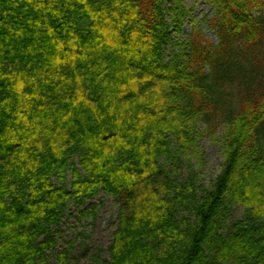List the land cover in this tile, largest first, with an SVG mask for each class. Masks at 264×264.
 <instances>
[{"label": "trees", "instance_id": "16d2710c", "mask_svg": "<svg viewBox=\"0 0 264 264\" xmlns=\"http://www.w3.org/2000/svg\"><path fill=\"white\" fill-rule=\"evenodd\" d=\"M186 1L0 0V264H47L100 192L120 205L104 264H264V0H204L217 45L174 39ZM207 137L211 189L165 170Z\"/></svg>", "mask_w": 264, "mask_h": 264}, {"label": "rangeland", "instance_id": "374dc122", "mask_svg": "<svg viewBox=\"0 0 264 264\" xmlns=\"http://www.w3.org/2000/svg\"><path fill=\"white\" fill-rule=\"evenodd\" d=\"M187 17L180 33L174 32V39L186 42L194 28L202 30L204 36L218 44L216 32L208 23L215 16V9L204 0H187L185 2ZM171 50L170 52H172ZM204 125L198 126L203 131ZM224 127L218 128L217 140H221ZM203 157L187 154L183 151L173 152V156L162 162L166 171L180 181L196 180V184L211 189L221 173L224 162L223 147L213 138H203L199 143ZM71 178L66 185L70 188ZM119 203L112 196L100 192L88 200L81 208L71 203L66 217L54 232V245L47 251V264H104L109 260V248L119 219ZM233 219L243 217V208L236 207Z\"/></svg>", "mask_w": 264, "mask_h": 264}]
</instances>
